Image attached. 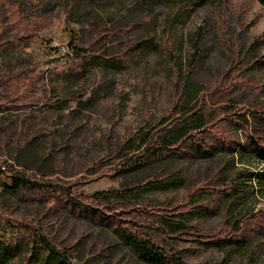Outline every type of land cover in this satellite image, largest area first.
I'll list each match as a JSON object with an SVG mask.
<instances>
[{
  "label": "rangeland",
  "instance_id": "obj_1",
  "mask_svg": "<svg viewBox=\"0 0 264 264\" xmlns=\"http://www.w3.org/2000/svg\"><path fill=\"white\" fill-rule=\"evenodd\" d=\"M100 1L131 15L134 27L113 25L104 13L78 23L65 0H0V247L14 251L6 264H30L29 248L42 246L36 231L74 264H150L118 235L113 215L187 264H264L260 228L244 229L240 252L233 248L240 244L204 243L229 233L227 219L264 211V160L249 152L237 163L234 178L247 199L231 210L233 196L205 189L217 180L218 161L176 154L126 173L119 158L129 138L154 128L192 92L191 104L236 142L229 156L236 152L241 161L252 128L222 118L264 113V6L258 0H172L155 7ZM181 11L189 13L172 25ZM155 17L159 27L149 30ZM137 38L162 40L173 54H135ZM97 39V47L123 54L125 70L83 71ZM223 107L230 115L219 113ZM16 173L42 185L9 189ZM66 189L81 209L68 202ZM111 189H118L113 197L95 195ZM88 206L106 219L89 215ZM167 220L187 227L170 231Z\"/></svg>",
  "mask_w": 264,
  "mask_h": 264
},
{
  "label": "trees",
  "instance_id": "obj_2",
  "mask_svg": "<svg viewBox=\"0 0 264 264\" xmlns=\"http://www.w3.org/2000/svg\"><path fill=\"white\" fill-rule=\"evenodd\" d=\"M264 6V0H258ZM97 2L101 5H95ZM122 2V0H120ZM172 0H143L142 4L145 6H153L159 4L170 5ZM65 3L70 5L74 15L79 16L78 23L87 22L89 14L100 16L102 13L106 14L109 23L113 25L125 24L126 27H134L137 20L132 18L131 15L122 16L121 12L116 9L107 8L100 0H65ZM89 5V12L85 14L80 13L81 9ZM95 5V6H94ZM115 5V4H114ZM189 11H181L177 14V17L172 20L171 24L176 25V21L185 19ZM127 17V21L123 18ZM158 19L155 17L153 21H150L149 30L153 25L155 29H158ZM179 23V22H178ZM157 25V26H156ZM165 26H163L162 34L165 33ZM157 30H155L156 34ZM155 39V38H154ZM151 38L137 40L131 46V51L139 55L149 54H163L167 53L169 56L173 54V51L169 50L168 46L162 40L157 41ZM100 39H97V41ZM98 42L92 44L91 54L84 58L82 61L83 71L86 69H92L94 67L102 68L105 70L123 71L126 69L127 60L123 58V54L119 52L116 47L112 46L108 49H102L97 47ZM134 55H131V57ZM57 90V88H55ZM192 92L188 94V98H179L173 103L172 109L163 117L158 125L151 128L149 131L142 132L136 138H129L119 149V158L122 159V166L120 171L129 173L133 170L144 168L148 164L154 163L157 160L180 154L189 157H206L212 161H218L221 166L218 171L217 180L210 182L208 189L209 192H219L225 197H232L234 202L231 210L243 207L245 200L247 199V193L244 190H240L239 183L234 178L236 171L238 170L237 163L244 162V156L250 152L254 158L264 160V113L258 110L253 116H247L245 113H234L231 118L226 116L225 119L230 122L236 123L240 128L249 129L251 131L247 133V142L243 147V154L241 153V161L237 160V154L229 156L231 150L236 149V142L224 133L214 128L212 118L204 113L199 112L192 103ZM221 114L230 115V110L227 107H223ZM260 132L262 135L260 136ZM203 134L201 137L198 138ZM239 143V142H238ZM241 145V143H239ZM235 151V150H234ZM0 173H3L0 168ZM239 173V172H238ZM243 173H239L241 176ZM245 177V175H244ZM252 179V178H251ZM236 180V181H235ZM11 181L13 186L9 189H20L25 186H31L38 188L42 184L33 181L29 176L16 173L11 175ZM243 179L240 183L247 184ZM1 183V179H0ZM3 183V182H2ZM223 188H222V187ZM67 190L68 202L73 207L81 209V203L76 202V198L71 196L70 190ZM114 191L118 189H111L108 191L96 192V196H114ZM243 191V192H242ZM193 191L187 202L191 205L194 202ZM189 199V200H188ZM87 212L92 217H96L99 220L106 219L103 211L87 207ZM240 216L236 220L227 219L224 222V227L228 228L229 233L225 236L215 237L204 241L206 244H221L225 248L233 247L235 244H240L244 236V229L254 230L261 229L264 233V211L259 210L253 213H240ZM113 215L112 220L116 223L115 229L122 240L144 261L150 264H187L181 258L175 254L167 253L158 243L141 234L135 229L129 228L122 224V220H119L117 216ZM168 229L173 232L184 231L186 224L175 223L167 220ZM38 236L42 242L41 248H37V245L30 247V264H74L70 258L62 252L49 238L43 233L38 232ZM233 244V245H232ZM243 244V243H242ZM240 244V247H233L238 252L245 250L246 246ZM12 246L0 247V264H6L8 257L14 255ZM29 264V263H28Z\"/></svg>",
  "mask_w": 264,
  "mask_h": 264
}]
</instances>
